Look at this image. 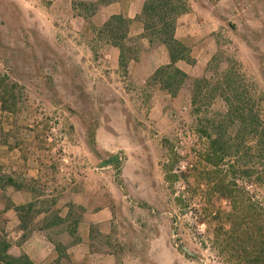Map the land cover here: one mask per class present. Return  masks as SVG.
<instances>
[{"label": "rangeland", "instance_id": "1", "mask_svg": "<svg viewBox=\"0 0 264 264\" xmlns=\"http://www.w3.org/2000/svg\"><path fill=\"white\" fill-rule=\"evenodd\" d=\"M101 1L0 0L4 123L65 147L72 167L85 157L98 170L120 154L121 186L102 168L114 220L91 243L96 254L112 252L114 264H238L229 227L264 228V0H184L175 36L188 59L170 84L171 69L155 75L166 65L128 66L161 44L147 43L137 16L125 18V37L113 34L106 13L116 0Z\"/></svg>", "mask_w": 264, "mask_h": 264}, {"label": "crops", "instance_id": "2", "mask_svg": "<svg viewBox=\"0 0 264 264\" xmlns=\"http://www.w3.org/2000/svg\"><path fill=\"white\" fill-rule=\"evenodd\" d=\"M144 1L116 0L108 5L106 16L121 15L132 20ZM133 27L137 34L142 33L141 24L132 21L130 33ZM180 62L175 63L179 69ZM169 63L164 45H157L146 62L130 61L128 66H138L151 74ZM9 117L10 113L0 110V123L6 131L5 140L0 143V216L10 244L9 253L26 255L34 264H59L56 243H63L65 256L60 264H114L112 252L96 254L91 245L95 236L107 232L114 220L105 197V166L91 170L85 157L77 167L70 166L61 153L65 147L37 143L35 128L24 129L15 136L14 125L4 123Z\"/></svg>", "mask_w": 264, "mask_h": 264}, {"label": "trees", "instance_id": "3", "mask_svg": "<svg viewBox=\"0 0 264 264\" xmlns=\"http://www.w3.org/2000/svg\"><path fill=\"white\" fill-rule=\"evenodd\" d=\"M101 2L107 3L108 0ZM186 10L184 0H145L137 20L143 24L144 37L151 45L161 44L167 50L170 63L164 67L157 69L155 75H158L163 69H171L173 74L167 75V84H170L174 76L184 74L175 67V63L179 60L188 59V47L175 36V24L177 17ZM117 22L115 29H110L113 34L123 38L127 34L130 20L123 18L120 15L112 16L106 23L109 26ZM124 26V27H122ZM122 27V28H121ZM233 108V105H231ZM5 109V108H4ZM231 111V110H230ZM233 112V109L232 111ZM249 123H253L254 116L248 115ZM246 116L241 117L240 123L243 125L246 122ZM264 130V127H263ZM243 131V127L241 129ZM220 138L222 135H218ZM262 138V137H261ZM87 144L92 153L98 158L101 153L95 147L94 128L89 127L86 135ZM217 143V141H214ZM258 147L264 151V141L259 139L257 141ZM101 166H112L116 171L115 182L121 186V179L119 177L122 161L119 153H107L105 158L101 160ZM230 235L236 236L238 240L237 255L239 258L238 264H264V228L253 230L239 226V223H233L227 230ZM225 249L230 252L228 246L229 240L223 241ZM10 244L6 238L4 222L0 216V264H34L26 255L13 256L9 253ZM65 246L63 243H56L57 263L65 256Z\"/></svg>", "mask_w": 264, "mask_h": 264}, {"label": "water", "instance_id": "4", "mask_svg": "<svg viewBox=\"0 0 264 264\" xmlns=\"http://www.w3.org/2000/svg\"><path fill=\"white\" fill-rule=\"evenodd\" d=\"M185 251H187L188 252V250L186 249V248H183ZM189 253V252H188Z\"/></svg>", "mask_w": 264, "mask_h": 264}]
</instances>
